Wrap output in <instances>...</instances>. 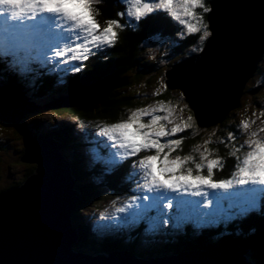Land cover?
I'll use <instances>...</instances> for the list:
<instances>
[{"label": "trees", "instance_id": "obj_1", "mask_svg": "<svg viewBox=\"0 0 264 264\" xmlns=\"http://www.w3.org/2000/svg\"><path fill=\"white\" fill-rule=\"evenodd\" d=\"M204 2L209 6L208 0ZM93 9L95 19L100 27H103L104 22L108 19L119 20L123 27L116 29L118 37L112 47L93 51V53L95 52L93 54L95 56L84 62L86 65L82 67L81 70L83 71L77 73V79H74L71 73H66L64 77H60V73L51 67H47L44 70L43 67L41 68V61L34 54L30 55L28 51H19V53H23L25 56L23 59L24 68H16L15 65L20 64L14 61V65L9 69L10 73L3 70V62L5 60L0 59V74L3 75L0 76L3 78H0L2 80H0V86L3 83L6 84V81L10 78L11 80L9 81L11 83L19 86V90L23 91L24 95L36 106H39L34 113L52 111L61 117L62 115H69L76 123V126H73L64 121H58V123H55L56 126H54V129L58 126L57 130L61 131L55 137L63 146L64 156L70 164L75 180L73 188L79 193V200L71 215L72 226L76 230L77 236V244H75L74 248L94 255H105L116 248H126L129 251H134L137 257L148 259L149 257L172 256L181 251L203 250L208 252L215 250L214 248H232L234 246L244 251L247 261L251 264H264V211L261 210L262 207H259L261 211L253 208L251 213L240 216V218L229 217L227 220L219 222L216 225V230L222 231L221 237L223 238L217 237V239L212 236L211 231L208 230L209 227L196 233L193 229L190 230L188 225L174 229H172L171 225H168L160 235H156V232L152 234L143 233L141 235V228L144 232L146 226L152 222H144L140 219V225L137 228L129 229L127 232L111 230V226L107 225L106 231L108 230V232L100 233L94 225L93 227L89 225V220H85V218L90 217V213L86 215V212L90 210L91 206L98 203L102 197V194L99 193V186L108 189L109 192L124 193V190L128 189L129 173L133 166L130 162L131 159L138 161L139 158L146 154L151 155L148 152L141 151L133 158L112 163L109 160L96 161L94 156L89 158L84 157L81 150V142H85L93 136H100V133L96 132L100 127L126 120L131 112L137 109V104L141 101V97L146 96L143 95V93H146V90L135 89L139 85L141 77L149 78V80L153 81L157 75L162 74L163 77L165 76L166 70L164 72L158 71L155 74L157 69L155 61L144 57L142 54L143 44L150 41V45L153 42L154 45H164L169 49L170 53L168 55L176 53L178 56L185 55L186 52L188 55L194 54L204 44V42L203 44L198 42L199 33L188 34L177 20L172 19L164 11L159 12L157 18L149 19L147 23L143 20L140 21L139 26H137L135 19L136 22L130 24L129 20L131 18L129 19L124 14L122 16L117 15L118 12L123 13V7L119 0H94ZM195 11L199 14L202 10L197 8ZM159 17H165L166 19L161 20ZM204 17L205 22H207L206 14H204ZM125 23L128 26H125ZM184 57L186 56H181V58ZM179 60L180 58L176 62ZM172 64L168 67H171ZM137 66L140 71H133ZM157 66L161 68V65ZM142 72H145V74H142ZM108 76L116 78L119 84L110 90L101 102H87L82 105H71L69 107H47L52 101L72 94V92L88 81ZM146 87L148 89L155 88V93H157V96H155L156 100L163 102V104H172L175 102L177 94L179 96L180 94L182 95L177 89H173L176 94L170 95V90L172 89L167 88L166 85L163 90L158 86H154V84H149ZM126 89L129 92L126 93ZM246 89L247 84L244 86L242 95L246 91H249ZM239 107L240 103L237 108L228 113L227 117L239 109ZM231 121L234 120L231 119ZM231 121L227 123L226 120H222L214 126L202 128L206 130L217 127L218 129V131L216 130V135H213L205 146L210 148L211 154H209V157L214 155L219 158L218 166L213 168L215 170L212 176L213 180L231 178L233 171L235 172L233 169L234 165L245 156V151L243 152L242 148H237L239 143L237 141H240V139L238 137H232L231 139L226 137L225 132H228V130L233 132L238 130L233 127V122ZM143 122L145 121L143 120ZM1 126L8 127V125L0 121ZM21 126L26 137L30 136L29 128L34 130L35 134L46 133L47 131L44 130L47 126L45 122L37 120V117L33 118L28 124L21 122ZM221 127H223L224 131H222ZM48 131H53V129L50 128ZM5 136L4 133H0V138ZM197 137L198 135L195 136L190 129H184L176 137L181 139V144L170 151V154H177L180 157H184L185 155L191 156L192 159L189 163H194L200 157L193 151ZM228 140L236 144L237 151H230L229 147H227ZM3 142H5L4 145L0 141V150L12 147V142L9 138H6ZM29 146L30 143L21 148H16V150L21 154L26 152ZM105 154V151H102V156L108 158ZM196 163H203V161ZM190 168L192 170L195 169L194 164H191ZM32 170L33 168L29 169L24 179ZM202 174H207L206 167L202 169ZM18 183H15V185ZM1 191H4V189ZM262 196L264 197V193Z\"/></svg>", "mask_w": 264, "mask_h": 264}, {"label": "water", "instance_id": "obj_2", "mask_svg": "<svg viewBox=\"0 0 264 264\" xmlns=\"http://www.w3.org/2000/svg\"><path fill=\"white\" fill-rule=\"evenodd\" d=\"M209 7L206 21L212 35L198 52L165 71L166 87L181 91L201 127L220 123L239 106L244 86L264 54V0H210ZM118 84L109 76L88 81L72 92L81 91L79 97L65 95L51 107L99 103ZM0 90L4 124L18 128L25 112L39 108L25 107L18 91L15 96L3 87ZM48 130L34 135L18 159L31 164L32 172L19 185L0 191V264H248L244 251L237 248L181 251L145 260L128 249L81 254L74 248L76 230L71 222L79 193L73 188L74 176L57 133Z\"/></svg>", "mask_w": 264, "mask_h": 264}, {"label": "snow or ice", "instance_id": "obj_3", "mask_svg": "<svg viewBox=\"0 0 264 264\" xmlns=\"http://www.w3.org/2000/svg\"><path fill=\"white\" fill-rule=\"evenodd\" d=\"M128 5L127 15L133 17L139 26L140 21L147 23L149 19H155L160 11H164L172 19L177 20L188 34L199 33V43L212 35L209 31V23L205 22L204 14H210L211 8L204 0H121ZM94 0H0V43L7 46H15L20 43L33 45L35 49L50 51L53 58H61L67 68L70 62H81L86 60L93 51H99L105 47H112L118 37L116 29L123 25L119 20L108 19L104 26L100 27L95 19ZM201 9L197 13L195 9ZM79 9V11H77ZM118 16L123 13L118 12ZM31 21L25 24V19ZM165 20V17H159ZM53 28L66 31L68 35L52 31ZM71 37V39H70ZM65 40L67 43H59ZM195 50V49H194ZM66 58V59H65ZM72 72H79L81 68L77 63H72ZM187 107V105H184ZM165 113L164 115L157 114ZM142 116H148L147 122L142 121ZM174 106H165L158 102L156 106H149L137 109L127 117L126 120L106 124L99 128V133L113 143L120 161L135 157L141 151H154L153 155H144L137 161L131 159L133 168H138L142 183L137 188H142L146 193H154L153 196L145 195L142 198L150 203L139 206L135 211L129 213L132 222L137 219H151L149 209L159 208L162 201L164 209L175 207L177 215L173 218L177 225L182 223L186 217L185 212H201L200 201H190L180 198H169L164 192L185 193L190 196H203L204 209H208L212 201L219 202L223 197L215 196L207 192L208 189L228 190L231 188H242L249 185H264V141H249L255 144L252 151H248L243 158L242 165L237 166L236 172L229 179L213 180V168L218 166L219 158L208 159L206 165L203 163L194 164L195 173L192 168L181 167L192 158L176 156L168 159V154L175 147L181 144L180 138H174L175 134L190 127L189 122L194 120L193 115L180 117V123L173 122ZM243 123V122H242ZM171 124V128L166 125ZM247 127V124H244ZM233 134L229 133V139ZM252 136H256L253 132ZM172 137V138H170ZM163 139V142L161 140ZM207 143V141L205 142ZM168 149L163 153L159 169L153 166L162 149ZM200 153L201 161L205 159V153ZM206 167L207 174H202ZM136 173H131L135 176ZM130 176V178H131ZM255 189L249 188L243 191L233 192L234 196L254 195ZM211 196V200L209 197ZM175 200V205H173ZM137 197H129L125 207L116 208L117 213H124L126 208H133L136 205ZM208 215V213H204ZM159 224L154 222L155 227L173 223V219L167 218ZM103 216V213H101ZM106 226L101 225L103 230Z\"/></svg>", "mask_w": 264, "mask_h": 264}, {"label": "rangeland", "instance_id": "obj_4", "mask_svg": "<svg viewBox=\"0 0 264 264\" xmlns=\"http://www.w3.org/2000/svg\"><path fill=\"white\" fill-rule=\"evenodd\" d=\"M204 1H206V0H204ZM208 2H209V0H208ZM206 5H208V4H206ZM124 9H125V6H124ZM127 10H128V6H127ZM77 11H78V9H77ZM28 21H30V20H28L26 18L24 22H28ZM125 26H128V24L125 23ZM0 36H2V34H0ZM61 41H63V40H61ZM61 41H59V43ZM0 44H2V45H0V49H3V51H5V53H9L8 52L9 49L6 48V46L3 43H0ZM31 46L34 47L33 45H31ZM43 52L47 53L49 51L45 50ZM169 53H170L169 49L166 48V46L154 45V42L150 45V41H149L148 43L146 42L142 46V54L144 55V57L150 59L151 61L152 60L155 61V65L157 68L155 74L158 71L164 72L165 70H169L171 68V67H168L170 64L176 62V60L178 58H181V56H184V54L178 56L176 53L174 55H172V54L168 55ZM23 55L24 54L22 53L18 56H20L22 59ZM140 55H141V53H140ZM140 55H138V56L140 57ZM138 56H136V57H138ZM17 57L16 58H10L8 61L3 62V65H4L3 70L5 72H7V73L11 72V71H9V69H11L12 63L17 59ZM59 59H61V58H59ZM16 62H18V61H16ZM81 62H78V63L81 64ZM72 63H74V62L69 63L70 65H68V67H67V69H69L68 71H66L64 73L61 72L60 77H64V75L66 73H71L74 76L73 78L77 79L76 75L79 72H72L70 70ZM259 63H260V65L258 64V68H257L256 72L250 78V80H248L246 83L247 84L246 90H249V91L248 92L246 91V93L244 95H242V97L240 98L239 109H237L230 116H228V117L226 116L224 119V120H226L227 123L230 122L231 119L234 120L231 122H233V127L238 129V130L234 131L235 133L233 131H229V130H228V132L229 133L231 132L233 134V136H232L233 138L238 137L240 139V141H237V140H234V141H237L240 143V144L238 143L237 148H242L243 152L245 151L244 152L245 156H246L248 151H252L255 148V144L254 143L249 144L248 143L249 141H254V140L264 141V58ZM157 65H161V68H159ZM78 66L81 69H82V67H84V65H78ZM15 67L19 69V65H15ZM60 68L62 69V68H66V67H65V65H63L59 62V65H57V69L59 70ZM18 69H16V70H18ZM133 71L139 72L140 69L137 66ZM142 74H145V72H142ZM164 75H165V73H164ZM0 76H3V75L0 74ZM0 78L3 79L2 77H0ZM165 79H166V77L165 76L163 77L162 74L155 76V79L153 81L149 80V78H144V77L140 78V81H139L140 83L135 89L146 90V93H143V95H146V96L141 97V101L137 104L138 107L136 106L137 109H142V108H146L149 106H156L158 104L159 101H157L156 100L157 98L155 97V96H157V93H155L156 89L155 88L148 89L146 86L149 84H152V85L154 84V86H158L161 90H163L164 86L166 85ZM9 80H11V79L8 78V81H6V84H4V83L2 84L4 86V89L13 92L14 95L18 91L17 94L20 96V100L22 101V104L25 107L35 105L27 96L24 95L23 91L18 90L19 86H15ZM8 82H10V83H8ZM259 86H260V89L257 92H255L253 94L249 93L251 90L258 88ZM0 88H1V86H0ZM59 88H61V87H59ZM125 91H126V93L129 92L127 89ZM170 91H169L170 95L176 94L173 89ZM0 92H1V90H0ZM153 92H154V95H153ZM159 92H160V90H159ZM179 92L181 93V91H179ZM80 94H81V91L79 93H73L71 97L77 98V97H79ZM115 96H118V95H115ZM176 97L177 98H175L174 103H172V104L167 103L164 105L165 106H174L173 122L179 124L181 116L187 117L188 115H190V114L193 115V114L191 112V109L189 108V106L185 102L183 96L181 94H180V96L177 94ZM23 98L26 100H24ZM43 98H46V97H43ZM54 101H52V103H50L51 106L53 105ZM50 105H48V106L51 107ZM184 105H187V107H184ZM21 109H23V108L21 107ZM33 113H34V111H33ZM33 113H31V112L26 113L25 112V114L22 116V118L19 121L18 128L15 127L14 124H5V125H8V127L7 126H5V127L1 126L0 127V133H4V135H6L5 137L0 138L2 145L5 144V142H3V141L6 138H9L12 142V147H10V148L6 147L3 150H0V191L3 189L4 190L7 189L8 186L12 187L13 185L14 186L19 185L22 182V180L24 179V177H25L26 173L29 171V169L32 168L31 164L21 163L18 160L20 158V156L22 155V153L20 154L16 150V148H20V147L28 145L31 142V140L33 139L34 135H36V134H35L34 130H31V128H29L30 129V136L26 137L24 130H22L21 122L28 124V123H30V121L33 120V118L37 117V120H40L41 122L44 121L46 125H49L52 128H54V126H56L55 123H58V121L59 122L64 121V122L68 123L69 125L72 124L73 126H76L75 121L73 119H71L69 115H65V116L62 115V117H61L58 114H55V112L53 113L52 111H48V112H41L40 111V112H37L34 114ZM157 114L164 115L165 113L158 112ZM141 119H142V121L144 120L145 122H147V119H149V117L148 116H142ZM189 124H190V127H188V129H190L195 136L198 135L196 145L193 147V151L195 153H197L198 156H200V153L204 152L205 149H207V152L205 153V159L203 161V163L205 165H206L208 159H214V158L217 159L218 157L217 156L215 157L214 155L209 157V154H211L210 148L205 147L207 145V143H205V142L206 141L208 142L209 139H211V137L213 135H216V133L218 131L217 127L208 128V129L204 130L202 128H206V127L198 126L195 122V118L193 121L189 122ZM244 124H247V127H245ZM166 126L168 128H171L172 125L167 124ZM48 129L49 128H44L45 131ZM57 129H58V126L55 127V132L57 134L61 133V131L57 130ZM221 129H222V131H224L223 127H221ZM96 132H99V130L98 131L96 130ZM228 132H225V134H226V137L229 139V133ZM253 132L256 133V136H254V137L252 136ZM180 133L175 134L174 138L179 136ZM102 137H104V136H102ZM104 138H105V141L104 140L101 141L98 138L90 137V139L86 140L85 142H81V150L83 151L84 157L86 156L89 158V157L95 156L96 161L97 160H102V161L109 160L112 163L118 162L120 160L118 155L117 154L112 155V154H114L113 153L114 149H115L114 146L112 148H106V154L105 155H107L108 158L101 156V155H97L98 151L96 150V148L90 146L92 144H98V146L101 148V147H107V146L113 145V143L108 141L106 137H104ZM170 138H172V137H170ZM163 139L164 138H161L162 142H163ZM102 144H103V146H102ZM227 147H229L230 151H232V150L237 151L236 144L233 143V141L228 140ZM147 152H148V154H151V155L154 154V153H152V151H147ZM164 152H168L167 148L162 149L161 155H160L161 157L158 158L156 161L152 162L153 166L157 169H159L161 167L160 160L164 158L163 157ZM108 153H110V154H108ZM176 156H177V154H172V153L170 154V152H169L168 159H174ZM190 161L183 164L182 167L190 168L191 164H196V162L201 161V159L199 157L197 160H195L196 162L194 161V163H189ZM242 161H243V159H241L240 161H238L234 165L233 169L235 170V172L237 170V166L242 165ZM220 166H222V165H220ZM193 170H194V172H193V174H194L195 169H193ZM214 171L215 170H213V172ZM233 173H234V171H233ZM18 182H20V183H18ZM15 183H18V184L15 185ZM134 184H135V182H134ZM127 186H128V189L126 190V192H124L122 194H118L116 192H109L108 189H106L102 186H99V191H100L99 193L102 194L101 195L102 197H101L100 201L95 204V206H92L90 208V210H88V212H86V215L90 213L91 217L88 216L89 218H85V220L86 221L89 220L88 221L89 223H96L97 220L103 221V222L106 221L107 223L110 222L114 227H119V230H122L125 232H127L129 229H132L134 227L137 228L140 225V223H139L140 219H137L135 222H132L131 219L129 218V213L137 210L139 208V206H141V205L150 203V201H146L143 198L141 200H138L139 195H140V197H143L144 194L146 193L144 189L141 188V191H140L138 188L134 189L133 188L134 185L132 186L131 184H127ZM261 186H264V185H254V186L245 185V186H242V188H231V189H228L226 191L219 190V189H216V190L208 189L207 192H209L210 194L223 197V199H221L219 202L212 201L209 204L208 209H204L203 196L197 197V196H190V195L185 194V193H174V192L171 195L163 194L164 196H167L170 199L171 198H180V199L190 200V201H196V200L200 201V209L202 211L201 212H185V213H183V215H185L188 218L185 219L179 225H177L175 220H173L172 229H174L175 226L176 227L177 226L183 227V224L187 223L189 229L190 230L193 229L194 232H196V233H198L199 231H201L204 228L209 227L208 230L211 231L212 236H214L216 239H217V237L223 238V237H221V235L223 234L222 231H219V229L216 230L217 229L216 225L219 222L224 221V220H222L221 217L224 216L225 214L226 215L228 214V211H229L228 208H230V209L232 208L233 210L237 211V213L233 214V216L240 218L242 211H245V212L249 211V208H245V206L251 205V207H254L255 204H257V202L259 201V195L260 194L263 195V193H260ZM250 187L255 189L254 195H249V196H234V195H232L233 192L243 191V190L249 189ZM238 189H240V190H238ZM135 190L139 193V195ZM131 196L137 197L136 205L133 208H126V211L124 213H117L116 208L125 207L126 204L129 202V197H131ZM209 199L211 200V196L209 197ZM78 200H79V198H77V202H78ZM164 203H167V201L166 200L162 201L159 208L149 209V211L150 210L157 211L158 214L161 212H165L168 214L170 212H172L176 216L177 213H176L175 207L170 208V209H164L163 208ZM173 205H175V200H173ZM262 206L264 207V203L262 204ZM259 211H261V210H259ZM205 212L208 213V215H205L204 214ZM101 213H103V216H101ZM165 213H162L163 216H161V218H156L155 216H150V217L154 218V222L156 221V224H159V222L161 220L165 219ZM124 218H126L125 221L126 222L128 221V223H129L128 227L121 226V223L124 220ZM142 220L144 222H153V220H151V219H142ZM107 225L110 226L109 223ZM143 226H144V224H143ZM163 226L165 227V225H160V227H155L154 224L149 223L146 226V229L144 232H143V229L141 228V230H142L141 235H143V233L144 234L151 233L150 230H152V229L158 230L159 231L158 235H159L161 229H163ZM76 239H77V236H76ZM232 248L238 249V247H234V246H232ZM232 248H214L215 250H212V251H217V250H222V249H232ZM188 251H191V250H188ZM82 252H85V251H82ZM155 258H157V257H155ZM245 260L247 261L246 257H245ZM247 263L251 264L249 261H247Z\"/></svg>", "mask_w": 264, "mask_h": 264}, {"label": "bare ground", "instance_id": "obj_5", "mask_svg": "<svg viewBox=\"0 0 264 264\" xmlns=\"http://www.w3.org/2000/svg\"><path fill=\"white\" fill-rule=\"evenodd\" d=\"M0 45H2V44H0ZM0 59H1V49H0ZM1 87H3L4 88V86L3 85H1ZM17 94H15V96H16ZM25 97V96H24ZM51 106V105H50ZM47 107H49L48 105H47ZM21 148V147H20ZM227 157V156H226ZM5 191V190H4ZM76 205H77V203H76ZM158 220V219H157ZM156 222V221H155ZM81 254H85L86 252H80Z\"/></svg>", "mask_w": 264, "mask_h": 264}, {"label": "flooded vegetation", "instance_id": "obj_6", "mask_svg": "<svg viewBox=\"0 0 264 264\" xmlns=\"http://www.w3.org/2000/svg\"><path fill=\"white\" fill-rule=\"evenodd\" d=\"M187 55H188V54H187V52H186L184 56H187ZM263 58H264V54H263V56H262V59H263ZM262 59H261V60H262ZM259 65H260V63H259Z\"/></svg>", "mask_w": 264, "mask_h": 264}]
</instances>
